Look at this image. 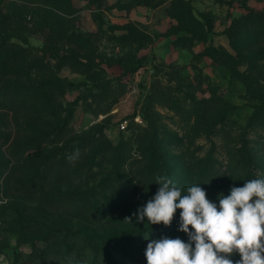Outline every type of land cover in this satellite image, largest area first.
<instances>
[{
	"label": "rangeland",
	"instance_id": "1",
	"mask_svg": "<svg viewBox=\"0 0 264 264\" xmlns=\"http://www.w3.org/2000/svg\"><path fill=\"white\" fill-rule=\"evenodd\" d=\"M14 5L32 31L14 42L46 54L38 81L73 86L29 156L38 136L0 97L17 163L0 178V264H264V0ZM56 150L66 165L45 168Z\"/></svg>",
	"mask_w": 264,
	"mask_h": 264
},
{
	"label": "trees",
	"instance_id": "2",
	"mask_svg": "<svg viewBox=\"0 0 264 264\" xmlns=\"http://www.w3.org/2000/svg\"><path fill=\"white\" fill-rule=\"evenodd\" d=\"M5 1L0 0V97L4 102H7V105L2 106V108L6 109L7 113L12 114L14 117V120L11 119L10 126L16 129L18 125L16 118L21 116L25 123L29 125L30 132L33 130L38 136V138H27L21 144L25 148L23 154L29 156V151L41 150L43 144L47 142L48 136L43 139L45 132L41 130L42 128L59 130L60 126H57L56 123L61 122V119H63L62 112L64 110L63 104L57 99L56 91H62V93L66 94V87H71L73 84H65L66 82L59 78L53 79L50 77L38 81L40 71L49 68V64L47 63V65L45 62L46 54L44 58L41 57L35 63H32L31 54L36 49L30 46L23 47L21 44L14 42V38H17L18 33H32L22 23V18L29 16L31 12L20 10L14 4L15 2H42L46 6L56 7L59 6L61 0H13V8L8 11L9 13L4 14L3 3ZM49 13H52V11H49ZM44 52L46 51L44 50ZM57 57L61 60V56ZM22 60L24 61L22 62ZM50 122L53 124L51 125ZM1 138H6V136L0 134ZM13 147L9 148V151L11 150L9 152L11 158L18 157V154L12 149ZM43 151H47V149ZM56 154H61V152L56 150L44 158L45 168L49 167L50 162L56 161ZM7 157L8 155L0 150V178H5V181H8L11 174L16 171L15 166L17 164L15 162L13 168L10 169L9 163L12 164L13 162L10 159L7 163ZM66 163L64 157L62 160L56 161V164L61 167H64ZM39 169L36 172L38 173L36 176L34 175L31 179L24 180L22 185L31 186L37 182L43 185L44 176L48 175L45 171L43 173V168ZM61 175L59 174L58 179L55 180L61 179ZM221 232L225 235L227 234V229L222 224ZM109 244L110 241L104 242V245ZM101 251L106 252L105 247H102ZM102 259L104 264H112L111 258L105 253H103Z\"/></svg>",
	"mask_w": 264,
	"mask_h": 264
},
{
	"label": "built area",
	"instance_id": "3",
	"mask_svg": "<svg viewBox=\"0 0 264 264\" xmlns=\"http://www.w3.org/2000/svg\"><path fill=\"white\" fill-rule=\"evenodd\" d=\"M126 127H127V123L125 122V123L122 124L121 128L124 130V129H126Z\"/></svg>",
	"mask_w": 264,
	"mask_h": 264
}]
</instances>
